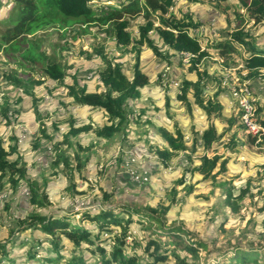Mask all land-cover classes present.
<instances>
[{
  "label": "trees",
  "instance_id": "obj_1",
  "mask_svg": "<svg viewBox=\"0 0 264 264\" xmlns=\"http://www.w3.org/2000/svg\"><path fill=\"white\" fill-rule=\"evenodd\" d=\"M115 1V4H108L103 3L102 0H10L12 6L8 8L9 3L0 0V52L14 57L19 52V59L22 60V63H18L20 71L4 75L7 85L20 89L19 91L24 94L34 96L35 86H42L49 80L57 83L58 86L65 87L67 96L75 104L103 110L109 118L108 125L97 129L89 125L76 126L73 119H70L68 120L70 129L59 142H54V137L48 133L44 121L40 124L39 136L34 141L33 147L37 150L42 146L43 141L51 143L56 158L51 162V167L55 170L53 174L58 176L62 174L71 180L70 185L63 190V194H72L74 198L86 194L84 190L77 189V184L74 182L75 170L71 167L70 159L62 147L73 146L71 138L82 133L93 131L97 138L110 140L116 134L125 132L131 122L129 105L139 97L141 89L149 84V78L142 72L140 66L141 48L147 44L154 49L156 55L161 56L158 46L150 37L152 32L177 54L192 55L188 71L196 73L198 77L196 81L184 80L182 83L178 99L183 106L191 112L192 103L188 95L192 91L195 104L209 117L212 115L222 117L223 107L220 102L202 97L205 76L200 72L199 65L209 54L203 50L199 36L191 34L192 31L201 28V22L195 20L189 12L177 16L172 10L175 0ZM187 1L198 2L199 0ZM238 2L240 5L238 8L245 13L238 10L235 12L238 27L231 33L229 39L217 44L216 49L219 50L221 57L228 58L232 54H240L235 45L243 47L246 55L243 67L246 71L244 79L248 81L263 79L264 38L259 39L246 29L250 23L254 26H264V0H238ZM140 16L144 18L145 23L139 25L138 37H136L131 30L132 21ZM155 21L159 22V26L155 25ZM75 26H80L82 32H90V29L94 27L100 28V33L114 41L117 47L124 50L130 49L136 58L131 75L123 64L110 60L105 54V48L100 46L95 48L94 53L104 65L102 69L96 71L100 77L101 89L96 93H88L86 86L82 85L76 76H71L72 84H66L69 76L67 69L70 68L66 56L63 54L49 56L46 54L42 40L30 39L40 30L50 28L58 30L61 38H64ZM77 39L79 38L75 37V40ZM23 46L25 48L20 51ZM60 47V52L67 50V46ZM80 55L85 56L87 60L94 58V54L86 51H81ZM36 65L40 67L37 68ZM29 69L42 79L35 80L31 74H27ZM9 106V101L6 100L1 107V114L8 122L14 119L8 114ZM263 112L264 108L258 107V121L264 126V118L262 116L259 118V114ZM38 117L41 116L38 115ZM240 118L241 113L231 118L229 128L234 125L242 128ZM60 124L61 122H55L54 130H59ZM159 133L167 144L166 148L156 149V154L164 166H168L184 151L197 152V140L195 139L189 147L180 130L172 133L166 128H160ZM223 135L224 133L219 135L216 127L211 125L204 131L201 138L204 150L212 149ZM249 138L252 144H256L254 137L249 136ZM235 145L232 141L230 144L232 151L236 150L237 145ZM258 146L264 148V138ZM227 161L228 158L222 160V156L216 155L209 158L205 155L200 158V164L193 171L202 175L204 180L214 181L217 175L226 171ZM21 162L24 164L20 165ZM61 165L63 170L60 171ZM78 170L80 171L79 166ZM27 171L26 163L19 154L18 145L6 147L3 139L0 138V195L9 185L10 192L7 198L11 199L12 193L18 191L20 181H24L29 187L28 206L31 207V211H26L25 215L17 219L16 228L9 231L8 237L3 241L0 240V264H61L63 258L59 251L70 244L76 250L78 249L80 254L72 256L67 263L63 264H164L171 258H174L178 264H199L200 249H207V245L196 237L194 240H185L186 233L169 223L168 214L175 200L171 205L160 203L154 207L136 202L120 205V201L109 205L114 195L101 189V196L96 197L99 205L97 212H83L81 223L73 225L71 218L74 214L63 215L51 211L53 202L47 191L50 180L45 178L43 187L39 186L36 182L30 181ZM182 183L183 181L180 182ZM193 189L194 186H188L187 193L191 194ZM226 191V206L238 213V203L245 197L248 190L242 189L238 196H234L232 189ZM177 192V188H173L171 192L173 199L176 198ZM6 209H9V204L6 205ZM133 224L140 226L145 233V238L140 241L135 238L131 227ZM29 230L32 231V242L16 239L17 235L25 234ZM36 233L46 238L48 247L46 251L52 250L53 256L44 255L45 250L36 249L45 245L44 242L40 244L41 238L37 237ZM132 237L134 238L131 239ZM129 238L133 241L131 253H127L126 250V247L130 245ZM26 247L28 251L25 261L15 260L12 256L15 248ZM138 249H142V254H139ZM181 253H184L185 257H181ZM256 253L258 252L253 250L245 252L240 249L235 252V256L228 264H264V259ZM145 256L148 263L141 261ZM188 257L193 260H189Z\"/></svg>",
  "mask_w": 264,
  "mask_h": 264
},
{
  "label": "crops",
  "instance_id": "obj_2",
  "mask_svg": "<svg viewBox=\"0 0 264 264\" xmlns=\"http://www.w3.org/2000/svg\"><path fill=\"white\" fill-rule=\"evenodd\" d=\"M241 13H243V10H241ZM224 24L226 23L224 22ZM201 25V28L192 31L191 34L199 36L203 50L209 54L199 65L200 72L205 76L202 97L206 100L214 99L219 101L223 107L222 117H215L214 115L209 117L205 111L195 104L192 91L188 95L192 103L191 112L183 106L178 99L182 83L184 80L196 81L198 77L196 73L188 71L192 57L185 56L184 53L177 54L172 48L164 45L158 35L152 32L150 37L154 44L158 46L161 56L156 55L154 49L147 44L141 48L140 66L142 72L148 76L149 84L141 89L139 97L129 105L131 122L125 132L116 134L110 140L97 138L93 131L82 133L77 137L71 138L73 146L62 147L66 154H70L71 151L70 164L75 170L74 182L77 184L79 191L83 190L84 185L89 183L93 185L92 181H94L96 182L93 185L96 187L95 191L98 194H102L100 190L103 189L114 195L112 201L118 200L119 196L126 193L129 195L138 193L140 189L150 194H158V197L163 194L169 195V192L175 187L195 186L194 183L190 182L193 179L202 178L203 180L202 175L193 171L200 164V159L197 156L206 155L212 158L218 155L214 153L215 149L222 147L227 151L218 156H222V160H224L231 152L247 146L248 141L242 138L239 125L229 128V120L240 113L231 89L237 82H247L254 92L257 105L264 107L259 98L261 79L252 81L244 79L246 71L243 70V61L246 55L243 52V47L235 45L239 49L240 54L235 53L228 58L220 56L219 50L216 49L217 44L229 39L227 34H224V37L218 36L223 26L220 20H208L206 23L204 21ZM227 30L226 32H230V29ZM135 35L138 37V33ZM263 38L264 35L259 37V39ZM123 50L121 49V51ZM123 52L129 55V59H127L128 63L122 64L128 74L131 75L132 70H130L128 65L135 63V55L130 52V49ZM236 54L239 56L238 60L232 58ZM94 58L92 59L93 61L88 60L90 61L87 63L88 65L90 64L89 66L76 65L73 67V73H70L71 76H76L82 85L86 86L88 93H96L101 89L100 77L96 71L102 68H95L94 63L102 61L98 57L96 60ZM82 66L87 67L85 70L89 68L87 72H82ZM46 82L47 90L45 91L51 98H37L35 96L37 91L35 90L34 96L14 90L16 91L15 94H17V100H15V103L13 101L9 102L8 114L12 115L16 121L11 119L8 122L0 114V138L3 139L6 147L18 145V151L26 163L29 178L32 175L30 171L45 172L49 166L51 167V162L55 160L52 145L46 141H43L42 146L37 150L33 147L35 152L34 154L31 153V156L26 154V150L31 148L30 146H33V142L37 140L40 124L43 121L47 124L48 133L54 137V142L62 141L67 133L62 129L54 130L53 124L55 122L64 123L73 119L76 126L89 125L94 129L109 124V118L105 111L77 105L67 96L65 87L58 86L57 83L49 80ZM72 83V77L70 81H66V84ZM53 109L54 111L52 112ZM38 115L41 117L39 118ZM43 115L46 117H43ZM48 124H51V129H48L50 127ZM211 125L216 127L219 135L223 133L224 135L218 143L213 145L212 149L205 151L201 138L204 131ZM67 126L70 129L69 124ZM138 128L143 129L140 135L136 132L139 131L137 130ZM160 128H166L172 133L180 130L184 134L185 142L189 147L192 146L196 139L197 152L184 151L173 159L168 166H164L156 154L157 148L163 149L167 147L166 142L159 133ZM135 137H137V140L134 139ZM232 141L237 146L235 145L236 150L230 151ZM211 152H213L212 156H210ZM225 153L227 154L225 155ZM32 157L37 158L36 163L31 160ZM130 158L135 159L133 167L147 173L149 177L148 183L139 185L131 180L125 167V162ZM114 161H116V164H114ZM59 170H63L62 165ZM80 175L86 178L87 184H83V186L79 184L78 177L80 178ZM76 176L78 177L76 178ZM62 177L65 176L63 175ZM61 180V175H59L58 181L62 188L58 191L54 190V187L50 188L51 183L49 181L47 191L51 200L52 198L60 197L63 194V190L70 185L66 183V185L68 184L66 186L64 181V183H61ZM65 181L68 182L69 179L65 177ZM181 181H183L182 184H180ZM16 193L22 200L25 199V195L20 193L19 189Z\"/></svg>",
  "mask_w": 264,
  "mask_h": 264
},
{
  "label": "rangeland",
  "instance_id": "obj_3",
  "mask_svg": "<svg viewBox=\"0 0 264 264\" xmlns=\"http://www.w3.org/2000/svg\"><path fill=\"white\" fill-rule=\"evenodd\" d=\"M4 1L5 3H9V5H7L8 8L9 6H12V2H10V0ZM102 1L103 3L108 4L116 3L115 0ZM173 6L172 10L175 14H178L177 16H182L184 13L189 12L192 14L194 19L201 23H204V21L206 23L208 20H220L223 26L218 33L219 37H224V34H227L230 38L231 33L239 25L235 15L237 10L241 11L240 8H238V6H240L238 0H229L227 2H223L221 0H199L198 2L175 0ZM244 12L245 11L243 10V14ZM224 22L226 24H224ZM143 23H145V20L142 16L137 17L132 21L131 30L134 35L138 33L139 25ZM155 24L156 26H159L158 21H155ZM227 28L228 30L230 29V32ZM90 30V32H82L80 26H75L69 30L70 32H68L64 38H61L58 30L50 28L47 30H40V32L33 35L30 40H42L46 54L49 56H60V54L66 56V60L70 65V68L67 69V74H69V76L66 81H70V73H73V67L76 65H88L87 63L90 62L85 58V56L80 55L81 51L90 52L92 55L94 54V60H96L97 55L94 53V50L95 48L103 46L105 48V54L108 55L110 60L120 64L128 63L127 59H129V55H126L123 52L124 50L121 51V49L116 46L114 41L105 38L103 34L100 33V28L94 27ZM226 30L228 32H226ZM246 30L252 32V34L257 36V38L264 35V26H254L250 23L247 25ZM75 37H78L79 39L75 40ZM60 46H67V50L60 52ZM24 48L25 46H23L20 51ZM18 55L19 52L16 53V57L13 55L8 56L0 52V114L2 113L1 107L6 100H10L9 102L13 101V103L17 100V94H15V92L20 89L14 88L12 85H7L4 80V75H6V73L9 74L14 71L21 70L19 69L18 63H22V60L19 59ZM232 58L238 60L239 56L236 54ZM131 65H128L130 70H132ZM36 67L38 68L40 65H36ZM94 67L103 68L104 66L102 62L97 61L94 63ZM86 68L87 67L82 66V72H87L89 68L85 70ZM28 71L29 72L27 74H31L35 80L42 79L38 74H35L30 69ZM20 74L24 75L23 73ZM22 77L25 78V76ZM260 83L261 84L259 86L261 89H259V98L264 106V78L261 79ZM46 85L47 82L44 86H35L34 90L38 92L35 93L37 98H51L50 95L46 94ZM11 93L13 94L11 95ZM53 111L54 109L52 112ZM261 116L264 118V112L259 114V118ZM43 117L46 116L43 115ZM67 124H69L68 121L61 123L59 125V129L67 132L69 130ZM48 125L50 126L51 124ZM48 129H51V126ZM137 130H139L136 131L137 134H142V128H138ZM239 130L242 132H240L242 134V138L248 141V144L245 148L239 149L235 152L233 151L229 156H226V158H228L226 165L227 169L224 173L217 175L216 180H202V178L197 180L192 178L193 180L190 182L195 184L193 192L191 194L187 193L188 186L177 188L178 194L175 199H173V195L171 194L172 191L169 192V195H164L162 193L163 195L158 197V194H150L149 192L140 189L138 193H131L130 195L126 193L119 196L120 198H118V200L121 201L120 205L122 203L136 202L142 205L149 204L154 207L158 206L160 203L171 205V203L175 200V202L172 203L173 208L168 214L169 223L181 228L182 232L186 233L184 234L185 240H194V237H196V239L202 240L207 245L206 250L200 249L199 251V264H228L230 263L232 257L235 256V252L240 249L245 252H249L251 250L258 252L256 254H258L260 258L264 259V148H260L256 144H252L246 131L240 127ZM134 139L137 140V137ZM30 147L31 148L26 150V154H28L27 156H31V153L34 154L35 152L33 146ZM225 151H227L225 148L219 147L215 149L214 153L221 155ZM226 154L227 153H225V155ZM67 155L70 159L71 151L70 154L67 153ZM199 155L201 156V154ZM212 155L213 152L210 153V156ZM201 157L197 156L198 159ZM31 160L35 162L37 161V158L32 157ZM21 164L24 163L21 162L20 165ZM30 173H32V175H30L31 182L34 181L37 185H42L43 187V183L47 179L48 181L50 180V188L54 187V190H61L62 186L58 181L59 176L53 174L55 173V170L52 167L49 166L45 172L37 173L32 170ZM62 176L63 175L61 174V183L65 182V185L66 183H71L70 179L66 182L65 177ZM80 176V178L76 176V178L78 177L79 179V184H81V186H83V184H87L86 178L82 175ZM92 182L96 184V182ZM93 185L90 183L84 185L83 190L86 194L84 196L74 198L72 197V194L60 193V197L58 196L52 198L51 201L53 202V206L51 211L56 214L63 215L74 214L73 218H71L72 224L77 225L81 223L80 219L83 212L91 211L96 213L99 209L96 197L101 196V194H98L95 191L96 187ZM227 189H232L234 196H238L242 189L248 190L245 197L238 203V213L233 212L225 204ZM19 191L25 195L24 200H22L16 192L14 194L12 193L11 199L7 198V196L9 197L10 192L9 185H7L6 191L0 195V238H2L0 240L2 241L8 237L9 231L16 228L17 219L25 215L26 211H31V207L28 206L30 192L26 182L20 181ZM118 200L115 199L114 201H111L109 205ZM7 204H9L8 210L6 209ZM117 205L119 204L117 203ZM131 227L132 232H134L133 234H135V238L138 241L145 238V233L141 230L140 226L133 224ZM31 235L32 231L29 230L25 234L17 235L16 239L32 242L33 239ZM36 236L41 238L40 244H42V242L45 244L44 246L40 245L41 248L36 247V249H41V251L45 250L46 254L44 253V255L53 256L52 250L46 251L48 249L46 245V238L39 233H36ZM133 238L134 237L131 239ZM131 239L129 238L130 245L126 247L127 253H131L133 251L131 248L133 241ZM65 242L67 243V241ZM19 248H15L12 256L19 262L25 261L28 248ZM141 250L142 249H138L139 254H142ZM59 253L63 258L60 263L63 264L67 263L72 256L80 254V251L78 249L76 250L75 247L70 244V246L61 248ZM181 257H185V254L181 253ZM188 258L189 260L192 259L191 257ZM141 261L144 263L149 262L146 256L143 257ZM164 264H178V262L174 258H171Z\"/></svg>",
  "mask_w": 264,
  "mask_h": 264
},
{
  "label": "built area",
  "instance_id": "obj_4",
  "mask_svg": "<svg viewBox=\"0 0 264 264\" xmlns=\"http://www.w3.org/2000/svg\"><path fill=\"white\" fill-rule=\"evenodd\" d=\"M185 56L192 57L191 54L184 53ZM232 96L237 102L241 113V124L246 133L256 139V145L260 144L264 138V126L258 121V105L253 90L247 82L235 83L231 89ZM124 163V162H123ZM116 164V161H114ZM135 159L130 158L125 162V167L130 175L131 180L139 185L149 182L146 172H142L133 167Z\"/></svg>",
  "mask_w": 264,
  "mask_h": 264
}]
</instances>
